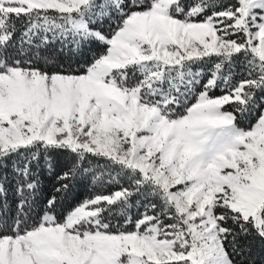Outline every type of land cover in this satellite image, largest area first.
Here are the masks:
<instances>
[{
    "label": "snow or ice",
    "instance_id": "6c2138e0",
    "mask_svg": "<svg viewBox=\"0 0 264 264\" xmlns=\"http://www.w3.org/2000/svg\"><path fill=\"white\" fill-rule=\"evenodd\" d=\"M57 154V194L81 177L114 190L64 211L40 195ZM250 239L264 0H0V264H264Z\"/></svg>",
    "mask_w": 264,
    "mask_h": 264
},
{
    "label": "trees",
    "instance_id": "16d2710c",
    "mask_svg": "<svg viewBox=\"0 0 264 264\" xmlns=\"http://www.w3.org/2000/svg\"><path fill=\"white\" fill-rule=\"evenodd\" d=\"M107 27V26H105ZM59 45L57 44L54 48L49 50L50 56L53 58L50 60V63L62 64L65 67L71 61L76 59V56H69V54L65 52L58 51ZM90 57L91 52L87 53ZM82 62V61H81ZM75 66V64H73ZM250 118H245L244 125L247 126ZM68 163V158L66 155L57 154L53 156V170L49 172L47 169H44L41 174V193L42 197H50L53 194H57L55 189L60 186V182L57 181L56 177L64 170H66V165ZM102 163V162H101ZM11 166L9 165L8 176H9V184H8V203L10 205H14L15 197V183L12 180V174L10 170ZM109 190H114L110 185L105 184L101 186L99 184H93L90 177H81L76 181L70 182V191L66 194L61 193L57 194L61 200V204L64 211L71 210L72 207L76 206L78 203L83 201L86 198L94 196L96 194H100L104 192L105 194ZM143 211V208H137L134 205L131 209V214L133 216L138 215ZM115 223V221H113ZM250 245V250L253 253L255 258L264 257V243L259 240H249L246 242V247Z\"/></svg>",
    "mask_w": 264,
    "mask_h": 264
}]
</instances>
